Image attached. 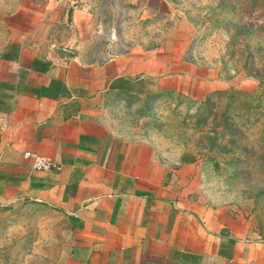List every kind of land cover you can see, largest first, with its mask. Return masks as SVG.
I'll return each mask as SVG.
<instances>
[{"label":"crops","instance_id":"1","mask_svg":"<svg viewBox=\"0 0 264 264\" xmlns=\"http://www.w3.org/2000/svg\"><path fill=\"white\" fill-rule=\"evenodd\" d=\"M49 13L21 0L0 43V217L24 203L64 216L72 238L56 264H264V241L237 237L197 200L195 164L99 120L104 94L201 97L195 67L115 72L66 51L46 55L27 38ZM25 153L54 168L32 169Z\"/></svg>","mask_w":264,"mask_h":264},{"label":"rangeland","instance_id":"2","mask_svg":"<svg viewBox=\"0 0 264 264\" xmlns=\"http://www.w3.org/2000/svg\"><path fill=\"white\" fill-rule=\"evenodd\" d=\"M27 1L50 11L27 38L46 55L66 51L115 72L195 67L201 97L104 94L99 120L195 164L197 200L237 237L264 241V0ZM20 3L0 0V43ZM71 238L64 216L20 204L0 217V264H56Z\"/></svg>","mask_w":264,"mask_h":264},{"label":"built area","instance_id":"3","mask_svg":"<svg viewBox=\"0 0 264 264\" xmlns=\"http://www.w3.org/2000/svg\"><path fill=\"white\" fill-rule=\"evenodd\" d=\"M25 159L32 161V169L37 171H50L54 168L51 160L33 153H25Z\"/></svg>","mask_w":264,"mask_h":264}]
</instances>
